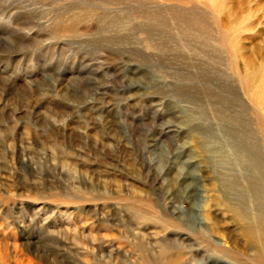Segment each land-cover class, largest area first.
Listing matches in <instances>:
<instances>
[{
    "label": "rangeland",
    "instance_id": "1",
    "mask_svg": "<svg viewBox=\"0 0 264 264\" xmlns=\"http://www.w3.org/2000/svg\"><path fill=\"white\" fill-rule=\"evenodd\" d=\"M263 123L264 0H0V264H264L218 188Z\"/></svg>",
    "mask_w": 264,
    "mask_h": 264
},
{
    "label": "bare ground",
    "instance_id": "2",
    "mask_svg": "<svg viewBox=\"0 0 264 264\" xmlns=\"http://www.w3.org/2000/svg\"><path fill=\"white\" fill-rule=\"evenodd\" d=\"M247 72L250 73L249 71ZM247 76H249V74ZM256 88L258 89V87ZM257 96H259V94ZM257 96L255 98L257 99L260 98ZM253 100H251V102H253ZM256 103H258V101ZM259 105L260 104H258V106ZM230 120H232V118ZM237 132L232 129L231 131H229V133H227V137L229 138L230 144L235 147L233 148L239 152L240 160H242V162L244 163L247 162V167H248L247 169L250 171L249 176L242 177L240 175H237L235 172L229 174L230 176H227V178L225 177L224 179H222L221 185L218 188H219V193L220 190L224 194H228L227 192H229L228 195L230 196V199L228 197L222 198L221 195L219 196L221 197L222 207L225 208V211L229 207L230 213H232L234 218L241 225L242 228L241 232L243 235L242 237H244L245 242H247L246 244L249 246V248L251 247L250 249L253 251L250 262H259V261L263 262L264 261V153L262 154V150L261 148H259L260 146L258 145L256 140H254V137L250 138L252 135L250 136L248 133L246 134L243 133L239 135V133ZM262 136L264 138V135ZM230 201H232V203H230ZM99 235L102 236L101 234ZM15 264H23V263L17 261L15 262Z\"/></svg>",
    "mask_w": 264,
    "mask_h": 264
}]
</instances>
